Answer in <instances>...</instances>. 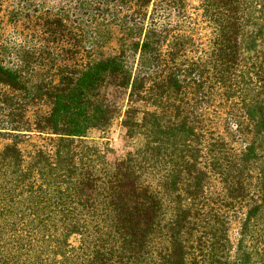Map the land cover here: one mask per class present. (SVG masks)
I'll return each mask as SVG.
<instances>
[{
	"label": "trees",
	"instance_id": "trees-1",
	"mask_svg": "<svg viewBox=\"0 0 264 264\" xmlns=\"http://www.w3.org/2000/svg\"><path fill=\"white\" fill-rule=\"evenodd\" d=\"M67 5L116 46L63 64L33 94L51 109L0 127V264H264V0ZM0 83L30 92L2 63ZM116 117L111 163L90 133ZM29 133L48 145L26 152Z\"/></svg>",
	"mask_w": 264,
	"mask_h": 264
},
{
	"label": "rangeland",
	"instance_id": "rangeland-1",
	"mask_svg": "<svg viewBox=\"0 0 264 264\" xmlns=\"http://www.w3.org/2000/svg\"><path fill=\"white\" fill-rule=\"evenodd\" d=\"M198 0H190L197 4ZM68 0H0V63L18 68L27 83L28 92L15 91L0 83V127L19 120L34 121L36 115L51 109L47 95L37 96L57 82L63 64H83L90 57L113 51L115 42L105 40L107 32L97 29L94 23L77 16L68 17ZM59 16L67 18V26L47 23ZM102 32V34H101ZM108 42V43H107ZM120 103L124 98H119ZM123 127L116 117L107 131L93 130L90 135L108 148V159L113 163L125 152L122 139ZM19 139L23 150L28 152L35 144L47 146L46 134ZM46 137V138H45ZM14 138L0 129V148ZM240 220L234 221L231 235L236 240Z\"/></svg>",
	"mask_w": 264,
	"mask_h": 264
}]
</instances>
